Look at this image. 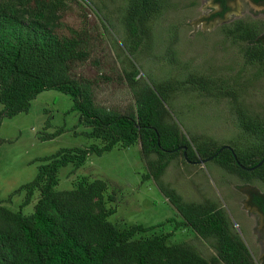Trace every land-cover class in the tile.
I'll list each match as a JSON object with an SVG mask.
<instances>
[{
    "label": "trees",
    "instance_id": "16d2710c",
    "mask_svg": "<svg viewBox=\"0 0 264 264\" xmlns=\"http://www.w3.org/2000/svg\"><path fill=\"white\" fill-rule=\"evenodd\" d=\"M71 1L0 0V128L4 118L29 112L41 92L57 89L72 97L80 122L90 128L84 134L100 141L38 159L36 176L9 197L10 201L23 195L20 209L0 202V264H257L222 208L208 199L183 202L162 177L181 155L190 163L214 160L242 180L264 183V163L255 170L242 167L256 166L264 158V115L247 109L238 89L222 78L192 73L185 80L169 79L155 85L143 78L132 61L130 68L120 69L109 59L110 48L95 21L87 14L77 25L67 20ZM74 1L87 12L84 3L88 0ZM166 7V0H127L122 24L129 52L135 54L149 45L153 23ZM106 26L112 28L109 23ZM223 31L233 42L244 45L246 62L259 65L261 75L264 20L259 24L237 19L223 25ZM112 82L129 88L124 103L104 95L105 86L110 88ZM187 88L209 97H229L238 127L251 136L247 143L241 147L230 143L231 149L221 150L224 144L213 138L188 137L166 105L168 98ZM64 131L45 132L40 139L52 140ZM137 142L146 159V179L155 181L183 219L176 230L190 229L209 241L215 250L210 258L188 242H172V232L139 236L157 226L135 224L121 229L112 223L109 217L116 210L107 201L116 197L106 199L108 183L103 179L80 177L72 189H55L61 168L72 164L78 169L91 154L101 156L117 145L128 148ZM37 191L34 211L25 214L23 208Z\"/></svg>",
    "mask_w": 264,
    "mask_h": 264
},
{
    "label": "rangeland",
    "instance_id": "374dc122",
    "mask_svg": "<svg viewBox=\"0 0 264 264\" xmlns=\"http://www.w3.org/2000/svg\"><path fill=\"white\" fill-rule=\"evenodd\" d=\"M166 2V9L153 23L149 45L135 54L126 48V31L122 24L127 0H88L84 3L87 12L73 0L66 17L71 25L85 19L84 14L95 21L94 25L110 48L109 59L120 69L130 68L132 61L143 78L155 85L169 79L185 80L192 73L222 78L238 89L240 101L247 109L264 115V72L259 75L260 66L246 62L242 53L244 45L233 42L223 31V25L237 19L261 24L264 5H257L252 0H233L229 3V12L222 16L217 15L221 8L213 0ZM106 23L112 28L107 29ZM105 90L104 95L119 103H124L130 93L125 84L115 86L114 82L110 88L105 86ZM166 105L188 137H210L224 146L231 143L240 147L251 137L238 127L229 97H209L187 88L178 91L172 99L168 98ZM73 106L70 95L48 89L32 101L29 112L3 119L0 128L3 140L0 145V202L11 209H20L23 195L13 196L10 201L9 197L36 176L38 159L64 148L100 144L84 134L90 128L80 122V112ZM2 109L0 102V111ZM61 128L65 131L54 139H40L42 133H55ZM147 170L139 142L128 148L117 145L101 156L89 155L78 169L72 164L61 168L55 189H72L80 177H88L90 181L103 179L108 183L106 199L110 195L116 197L115 201H107V206L116 210L109 220L119 228L135 224L157 226L139 236L172 232V242H188L207 258L214 255L210 242L198 237L193 230H176V224L183 219L155 181L146 179ZM162 181L174 188L185 203H200L207 199L216 203L228 216L234 232L247 244L256 263L261 261L264 214L250 204V199L255 192L264 193L263 184L242 180L214 160L190 163L181 155L170 163ZM38 198L37 191L33 201L23 208L25 214L34 211Z\"/></svg>",
    "mask_w": 264,
    "mask_h": 264
},
{
    "label": "flooded vegetation",
    "instance_id": "af4514ba",
    "mask_svg": "<svg viewBox=\"0 0 264 264\" xmlns=\"http://www.w3.org/2000/svg\"><path fill=\"white\" fill-rule=\"evenodd\" d=\"M213 1H214L215 4L219 5L220 8H221L220 12H218L217 15H221V13H223L222 16H225V14H227L229 12V10H230L229 3L231 1H233V0H213ZM253 3H255L257 5H261V6L264 5V1L259 2V3L253 1ZM260 36L262 38L264 35H260ZM261 38H257V39H261ZM261 42H263V44H264V37L261 39ZM256 181L260 182L261 184L264 185V183L261 180L257 179ZM250 204L253 207H255L259 212L264 214V193L255 192L254 194H252L251 195V199H250ZM263 247H264V244H263ZM257 264H264V254H263L262 258H261V261L259 263H257Z\"/></svg>",
    "mask_w": 264,
    "mask_h": 264
},
{
    "label": "water",
    "instance_id": "95a60500",
    "mask_svg": "<svg viewBox=\"0 0 264 264\" xmlns=\"http://www.w3.org/2000/svg\"><path fill=\"white\" fill-rule=\"evenodd\" d=\"M224 148H229V149H231L229 146H223L222 148H221V150H223ZM220 150V151H221ZM211 159V158H210ZM204 162V161H203ZM264 163V158L256 165V166H253V167H250V168H247V167H244V166H242L244 169H247V170H255V169H257L258 167H260L262 164Z\"/></svg>",
    "mask_w": 264,
    "mask_h": 264
}]
</instances>
